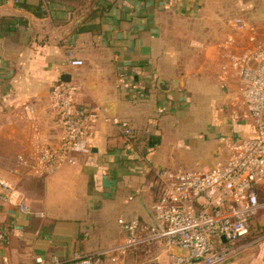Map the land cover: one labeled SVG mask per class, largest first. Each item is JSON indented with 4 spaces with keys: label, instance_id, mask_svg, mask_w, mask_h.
<instances>
[{
    "label": "crops",
    "instance_id": "1",
    "mask_svg": "<svg viewBox=\"0 0 264 264\" xmlns=\"http://www.w3.org/2000/svg\"><path fill=\"white\" fill-rule=\"evenodd\" d=\"M16 1L0 0V175L19 187L30 212L0 199V264L2 255L32 264L34 255L67 258L114 247L124 237L119 216L155 222L153 170L169 165L163 137L175 129L171 119L193 86L194 44L220 35L238 40L237 27L222 0H19L41 3V15ZM10 16L26 23L6 29L1 19ZM64 73L79 83L76 102L97 111L90 152L38 173L27 165L36 149L61 140L49 93ZM113 117L130 123V138ZM225 155L211 149L191 166L207 168ZM169 250L161 243V264H169ZM109 256L100 264H119Z\"/></svg>",
    "mask_w": 264,
    "mask_h": 264
},
{
    "label": "built area",
    "instance_id": "2",
    "mask_svg": "<svg viewBox=\"0 0 264 264\" xmlns=\"http://www.w3.org/2000/svg\"><path fill=\"white\" fill-rule=\"evenodd\" d=\"M233 23L237 28L246 27L241 19ZM69 63L75 66L82 61L70 58ZM222 69H230L238 83L240 109L231 111L230 117L247 124L250 133L239 138L221 137L220 146L226 155L207 168L154 169L153 225L119 216L124 238L114 247L67 258L34 255L32 264H100L104 255L150 243L170 247L169 264H223L235 253L237 242L248 232L250 219L264 208V43L231 55ZM78 89L79 83L71 80L52 85L49 106L62 136L57 145L36 149L33 162L27 163L34 171H55L75 163L76 154L90 152L88 138L97 111L76 102ZM111 120L126 139L131 137L132 128L126 119ZM20 162L26 163L22 158ZM0 199L22 213L30 212L19 187L1 175ZM0 241H5L1 232ZM1 262L23 264L12 263L7 255L1 256Z\"/></svg>",
    "mask_w": 264,
    "mask_h": 264
},
{
    "label": "rangeland",
    "instance_id": "3",
    "mask_svg": "<svg viewBox=\"0 0 264 264\" xmlns=\"http://www.w3.org/2000/svg\"><path fill=\"white\" fill-rule=\"evenodd\" d=\"M222 2L226 5L224 10L229 13L230 20L241 19L246 27L237 28L238 40L230 36L221 38L223 35H220L216 39L199 40L194 44L196 55L191 57L190 69L195 74V80L188 97L178 105L177 114L171 119L176 123L175 129H166L163 137L164 153L170 157L168 168L200 169L191 166L198 164L194 159L204 158L211 149L219 151L221 137H242L247 133L245 126L244 130L241 129L245 123L233 121L230 117L231 111L240 109L238 85L234 83L237 82L234 73L230 69L224 72L222 67L228 63L231 55L264 43V0ZM256 26L261 29L257 30ZM202 76L209 81L201 80ZM223 79H231V82L225 84ZM226 123L232 131L224 128ZM234 123L240 127L233 130ZM219 157L217 160L221 159ZM237 246L239 248L231 257L241 259V264L264 262V208L253 215L247 234L237 242ZM109 257L112 263L119 264H161V243H150L124 253L115 252ZM167 257L169 261L168 253Z\"/></svg>",
    "mask_w": 264,
    "mask_h": 264
},
{
    "label": "trees",
    "instance_id": "4",
    "mask_svg": "<svg viewBox=\"0 0 264 264\" xmlns=\"http://www.w3.org/2000/svg\"><path fill=\"white\" fill-rule=\"evenodd\" d=\"M16 5L18 8L30 10L33 13H35L36 15H41V12H43V10L41 8V3H39L37 6H30V5H27V4L17 0ZM1 21H3L6 29H13L14 27H16L19 24H25L26 23V20L20 16L3 17L1 19ZM136 219H138V218H136ZM138 220H140V219H138Z\"/></svg>",
    "mask_w": 264,
    "mask_h": 264
},
{
    "label": "water",
    "instance_id": "5",
    "mask_svg": "<svg viewBox=\"0 0 264 264\" xmlns=\"http://www.w3.org/2000/svg\"><path fill=\"white\" fill-rule=\"evenodd\" d=\"M71 80V75L68 73H64L61 75V81L69 82ZM224 240V237H221Z\"/></svg>",
    "mask_w": 264,
    "mask_h": 264
}]
</instances>
